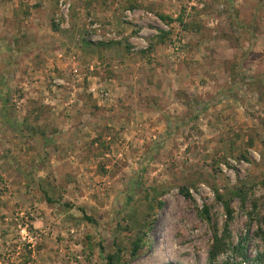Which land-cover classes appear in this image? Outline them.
<instances>
[{
  "label": "rangeland",
  "instance_id": "374dc122",
  "mask_svg": "<svg viewBox=\"0 0 264 264\" xmlns=\"http://www.w3.org/2000/svg\"><path fill=\"white\" fill-rule=\"evenodd\" d=\"M60 2L0 0V264H264V0Z\"/></svg>",
  "mask_w": 264,
  "mask_h": 264
},
{
  "label": "trees",
  "instance_id": "16d2710c",
  "mask_svg": "<svg viewBox=\"0 0 264 264\" xmlns=\"http://www.w3.org/2000/svg\"><path fill=\"white\" fill-rule=\"evenodd\" d=\"M15 13H17L18 15L20 14V13H18V11H16ZM23 14H25L26 16L27 15L29 16L30 12L23 13ZM161 18L168 21V22H172V21L177 20L181 24H185V19L183 18V15H179V17L177 19H173L172 17L165 16V15H161ZM239 24H241V26L244 27L245 30L251 31V32L253 31L254 27L252 26V22H250V23L240 22ZM254 31H255V29H254ZM86 43L90 44V43H92V41L86 40ZM258 81H260V82L263 81V83H264V75L263 74L257 75L254 78V82H258ZM262 96H263V94H262ZM177 97H178L179 101L186 107V111L183 113H178V114H171L169 112V114H167V117H165L167 124H168V127H180L184 123V120L187 122L186 124H189L190 122H192L195 118H197L199 116L200 112H202L201 110L197 109V104L199 103V100L197 98L192 99L190 96H188V94H183V95L177 94ZM206 106H207V103L205 104V107ZM181 191L183 192V194L186 197L192 196L190 189L188 187H182ZM217 195L220 199L223 200V197L220 195L219 192L217 193ZM234 195L238 196L242 200V204L245 205V201H246L247 195H248V192L246 190H244L242 188H237L234 191ZM47 200L49 203L53 202V200L50 197H48ZM223 202H224V205L226 208L227 219L225 222L224 231L221 235H219V233H218L219 230H218L217 225L213 224L214 242L211 245V249H210V259H211L212 263H214V261L216 260L218 255H220L223 252L228 251V249L231 245L230 224L234 218L235 211L233 210L229 200H223ZM253 204H254V206L257 205L256 203H253ZM210 208H211L210 205L204 204V207L200 211L202 216L204 218H206L207 220H211V218H212ZM87 219L91 220L92 217L87 216ZM246 239H247V236H242L240 238V241L234 246V249H233L235 252L239 253L243 257V259H245V260L248 259L247 255H246V246H245ZM144 242H145V239H144L143 233H139L138 236L133 241V249L131 251L133 256H136L138 254L139 250L143 247ZM119 252H121V251L119 250ZM107 257L109 258V261L107 264H113L114 262H119V253H117V252L114 254H109Z\"/></svg>",
  "mask_w": 264,
  "mask_h": 264
},
{
  "label": "built area",
  "instance_id": "2783aa9c",
  "mask_svg": "<svg viewBox=\"0 0 264 264\" xmlns=\"http://www.w3.org/2000/svg\"><path fill=\"white\" fill-rule=\"evenodd\" d=\"M60 4H61V6H64V8H65L64 11H63V16L65 18H68V16H69V14H68V12H69V4L65 3V0H61ZM242 264H246V262H242Z\"/></svg>",
  "mask_w": 264,
  "mask_h": 264
},
{
  "label": "crops",
  "instance_id": "0c3cea01",
  "mask_svg": "<svg viewBox=\"0 0 264 264\" xmlns=\"http://www.w3.org/2000/svg\"><path fill=\"white\" fill-rule=\"evenodd\" d=\"M0 129L2 130V129H4V127H0ZM2 136H4V135H2ZM2 139H5V138H1V140H2Z\"/></svg>",
  "mask_w": 264,
  "mask_h": 264
}]
</instances>
